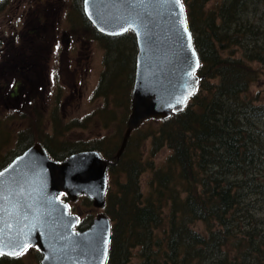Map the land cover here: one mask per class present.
Returning a JSON list of instances; mask_svg holds the SVG:
<instances>
[{
	"label": "trees",
	"instance_id": "16d2710c",
	"mask_svg": "<svg viewBox=\"0 0 264 264\" xmlns=\"http://www.w3.org/2000/svg\"><path fill=\"white\" fill-rule=\"evenodd\" d=\"M210 1L190 0L188 5L189 26L202 61L200 74L205 77L199 92L184 112L156 122L159 132L138 130V135L152 136L153 156L164 147L172 154L159 167L153 160L143 161L141 153L130 151L135 148L134 133L120 161L110 166L104 211L113 224L108 264H132L136 255L135 264H264V219L257 218L252 208H259L258 203H251L246 195V191L259 193L264 200V105L255 104L246 94L258 80L253 65L264 68V0H222L220 6L206 10ZM75 13L84 21L81 5ZM91 27L88 22L93 40H114ZM120 40L135 44L131 35ZM234 47L242 50L240 58L234 56ZM128 53L127 74L120 60L119 70L101 91L107 98H117L122 91L127 103L136 57L132 50ZM123 73L125 89L120 90ZM26 140L21 142L25 149L33 144L32 138ZM47 140L52 141L51 136ZM41 143L55 155L46 140ZM95 145L91 149L72 146L75 150L65 152L63 158L97 150L110 159L119 150L108 157L105 141ZM4 162L0 170L8 164ZM148 169L152 178L148 191L142 192L140 176ZM255 177L261 182H255ZM89 220L88 225L81 222L80 231L90 227L93 220ZM197 223L206 231L195 230ZM0 264L23 261L0 257Z\"/></svg>",
	"mask_w": 264,
	"mask_h": 264
},
{
	"label": "water",
	"instance_id": "95a60500",
	"mask_svg": "<svg viewBox=\"0 0 264 264\" xmlns=\"http://www.w3.org/2000/svg\"><path fill=\"white\" fill-rule=\"evenodd\" d=\"M84 12L100 33L120 37L132 32L139 53L132 113L122 144L123 156L134 131L149 120L183 112L201 81V60L182 0H84ZM110 162L97 151L53 160L34 144L0 171V257L18 258L30 248L41 264H107L112 237L108 215L99 213L90 228L78 231L71 202L87 197L106 207Z\"/></svg>",
	"mask_w": 264,
	"mask_h": 264
},
{
	"label": "rangeland",
	"instance_id": "374dc122",
	"mask_svg": "<svg viewBox=\"0 0 264 264\" xmlns=\"http://www.w3.org/2000/svg\"><path fill=\"white\" fill-rule=\"evenodd\" d=\"M186 1L187 4L188 1L190 2V0H184L185 4ZM221 2L222 0H211L206 5V10L214 9L218 4L220 6ZM0 3L2 4L0 5V48L10 53L18 52L19 55H24L25 59L28 57L34 59L37 56L33 64L39 67L38 77L48 75L49 79L44 82L45 85L40 84L37 98H34L32 102L29 99L33 96L30 87L22 88L24 92L21 94L20 102L9 100L11 94L7 87L5 90H0V160H3L0 161V167L4 165V161L12 160L17 155L16 151L20 153L19 150L24 147L21 145L25 143L21 144V142L27 141L26 138H32L31 145L46 140L55 152V155L54 153L52 155L56 160H63L65 152L75 150L70 149L72 146L91 149L99 141H105L103 149L108 157L114 155L112 151L121 144L131 115V97L130 103L126 105V97L122 91L116 94L117 98H107L98 91H103V87L110 82L112 75L119 70L120 60L124 66V73L127 74V66H129L127 57L130 54L128 50H132L134 56L137 55L136 44L127 43L125 40H120L121 38L108 43L100 39L93 40L94 35L88 32L86 26L83 28V25H79L81 21L75 13L79 5L83 7V0H0ZM54 19L57 20L55 35L51 30ZM252 19L259 21L257 17ZM85 23L87 25L88 21ZM36 27H38L37 34L29 35ZM18 35L22 37L20 40L16 39L13 51L9 47L12 44L10 40L12 41ZM56 37L58 41L54 46ZM66 49H69L72 74L69 79L65 75V70L63 71V85L66 88L60 89L56 70L57 66L65 67ZM232 52L237 58L242 56V50L239 47H234ZM227 54L230 55L231 52ZM253 68L257 71L258 80L251 85L246 94L255 104L264 105V68L260 64H254ZM26 73L28 79L32 74L34 78H37V73L33 72L32 67L31 71ZM1 84L2 88L4 84ZM123 84L124 77L121 76L119 86L114 84V88L118 86L120 90L125 89ZM109 88H112L111 84ZM128 90L131 91L132 87ZM243 97L245 98L246 95ZM29 103L33 106L28 105ZM148 124L146 123L142 128L156 130L153 133L159 132L156 122ZM50 136L52 141L47 140ZM152 140V136L145 138L142 134L138 135L137 131L132 138L135 148L130 151L141 153L143 161L153 160L155 167H159L166 162L172 151L164 147L153 156ZM210 141L216 145L214 140ZM109 151L111 152L108 153ZM108 160L110 162L115 160V156ZM151 178L152 171L149 169L141 174L142 192L148 191V182ZM120 179L125 182L126 178ZM255 179V182H261L259 178L255 177ZM113 191H115L114 188ZM258 194L253 195L246 191L247 200H251V203L256 201L259 206V208H252V211L257 218L264 219V200L258 198ZM71 207L73 214L81 216V221L87 225L90 224L89 219L93 220L101 213L93 206V203L88 206L84 198L72 202ZM194 228L201 233L206 231L202 223H197ZM21 258L23 264H41L42 260L36 248L29 249ZM138 261V255H136L132 264Z\"/></svg>",
	"mask_w": 264,
	"mask_h": 264
},
{
	"label": "flooded vegetation",
	"instance_id": "af4514ba",
	"mask_svg": "<svg viewBox=\"0 0 264 264\" xmlns=\"http://www.w3.org/2000/svg\"><path fill=\"white\" fill-rule=\"evenodd\" d=\"M82 5L84 6L83 3H82ZM83 15H84V21L80 20L81 22H83V24H81V22H80L79 25H83V28H84V26H86L85 21H88L86 16H85V14H84V8H83ZM56 22H57L56 19L52 20L53 26H52L51 30L54 33V35H55L56 31H57V28H56V25H55ZM72 28H74V27H72ZM91 29H93V28L91 27ZM37 31H38V27H36L33 30V32H31V35L37 34ZM21 37H22L21 35H18L15 38H13L12 41L10 40V42L13 45L11 44L9 47L12 48L13 51H14V47L16 46V44H14L16 39L20 40ZM5 38H8V37L5 36ZM56 41H58L57 37L55 38L54 46H55V42ZM96 41H99V40H96ZM0 43H1V41H0ZM53 54H54V52H53ZM68 54H69V49L68 50L66 49L65 58H67V59L64 60V66L65 67L64 68H62V67L59 68L57 66V70H56L57 71V80H58V84H59V88L60 89L61 88H64V89L66 88L63 85L64 84V72L63 71L65 70V75L68 78L72 74L70 72L71 58H70V56ZM36 59H37V56L34 59H32L31 57H28L27 59H25L24 55H19L18 52L10 53V52L4 51V49L0 48V90H5L6 87H7V90L11 94L9 100H11L13 102H15V101L16 102L17 101L20 102L21 99H22L21 98V94L24 92V90H22V88L26 87V89H28L30 87L31 90H32L31 94L33 96H30L29 99L32 102L34 100V98H37L38 90L40 88L39 87L40 84L43 86V85L46 84L44 82H46L47 80L49 81L48 75H46L44 77H42V76L38 77V69H39V67H38V65L36 66V64H33V63L36 62ZM79 63L81 65L82 62L80 61ZM31 67L33 68V72L37 73V78H34L33 74H32L30 79L27 78L26 71H29V70L31 71ZM133 71L134 70H132V72ZM85 75H86V73H85ZM134 75H135V71L133 72V77H134ZM122 76L124 77V80H125L126 76L124 75V73L122 74ZM73 81L75 82V76L73 77ZM1 83L4 84L2 88H1V86H2ZM118 84H119V82H118ZM133 84H134V78H133V80L130 82V84L128 86L133 88ZM76 89H77V87L75 88V90ZM99 89H100V87L98 88V90ZM103 92H104V87H103ZM131 92H132V90L130 91V97H131ZM98 93H101V90L98 91ZM129 103H130V99H129ZM129 103H126V105H128ZM30 104L31 103H29L28 105H30ZM30 106H33V104H31ZM130 110H131V113H132V101H131V104H130ZM129 118H128V120H129Z\"/></svg>",
	"mask_w": 264,
	"mask_h": 264
}]
</instances>
